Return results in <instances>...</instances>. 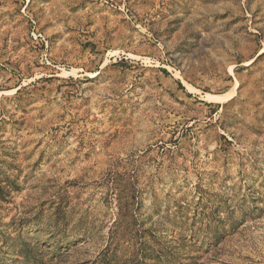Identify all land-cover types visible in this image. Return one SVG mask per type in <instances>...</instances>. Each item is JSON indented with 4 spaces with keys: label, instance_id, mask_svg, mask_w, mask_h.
<instances>
[{
    "label": "rangeland",
    "instance_id": "obj_1",
    "mask_svg": "<svg viewBox=\"0 0 264 264\" xmlns=\"http://www.w3.org/2000/svg\"><path fill=\"white\" fill-rule=\"evenodd\" d=\"M0 264H264V0H0Z\"/></svg>",
    "mask_w": 264,
    "mask_h": 264
}]
</instances>
